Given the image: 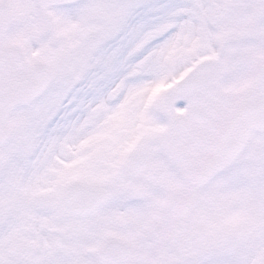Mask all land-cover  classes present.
<instances>
[{"label":"snow or ice","instance_id":"6c2138e0","mask_svg":"<svg viewBox=\"0 0 264 264\" xmlns=\"http://www.w3.org/2000/svg\"><path fill=\"white\" fill-rule=\"evenodd\" d=\"M0 264H264V0H0Z\"/></svg>","mask_w":264,"mask_h":264}]
</instances>
